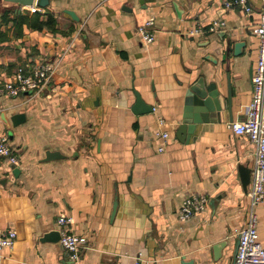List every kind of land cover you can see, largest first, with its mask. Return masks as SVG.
Wrapping results in <instances>:
<instances>
[{
  "label": "crops",
  "instance_id": "obj_1",
  "mask_svg": "<svg viewBox=\"0 0 264 264\" xmlns=\"http://www.w3.org/2000/svg\"><path fill=\"white\" fill-rule=\"evenodd\" d=\"M224 1L49 0L42 18L49 11L56 23L41 30L0 1V83L25 61L54 67L40 94L0 93V133L19 156L0 160V228L17 234L0 264H233L254 144L227 124L245 118L251 99L262 0H249L248 13ZM150 18L155 38L145 43L137 28ZM215 19L216 30L189 34ZM200 76L216 84L221 109L180 140L186 91ZM133 89L150 112L133 113ZM156 131L168 133L162 151ZM47 150L61 157L42 161ZM192 195L208 203L180 220ZM256 213L264 246V200ZM60 217L87 239L76 260L60 245Z\"/></svg>",
  "mask_w": 264,
  "mask_h": 264
},
{
  "label": "built area",
  "instance_id": "obj_2",
  "mask_svg": "<svg viewBox=\"0 0 264 264\" xmlns=\"http://www.w3.org/2000/svg\"><path fill=\"white\" fill-rule=\"evenodd\" d=\"M225 7L241 6L246 13L252 11L249 0H226ZM24 11L33 13L42 12L44 8L36 5L19 7ZM222 21L215 19L206 26L196 25L190 31V35L204 34L205 31H214ZM253 32L258 38L255 68L252 73V95L246 105L245 118L239 121H231L227 126L237 134H244L254 144L253 168L251 184L248 192L249 208L243 227L238 232V242L233 264H264V246L259 241L258 216L256 208L264 200V0L260 8V18L253 27ZM137 33L141 41L150 43L155 38L153 20L146 19L138 28ZM54 67L48 62L25 61L16 66L11 80L0 83V93L10 96H18L22 93L40 94L50 86ZM162 123V119H159ZM156 138L161 139L158 150L162 151L165 140L168 137L166 131H156ZM0 160H6L12 165H17L19 156L17 151L9 143L7 137L0 133ZM208 200L204 196L192 195L186 197L177 210L178 218L186 220L207 205ZM70 217H60V245L69 254L70 259L79 258L82 250L87 245V239L69 230ZM17 238L16 231L12 228H0V260L5 249L12 248ZM135 264H140V258H136Z\"/></svg>",
  "mask_w": 264,
  "mask_h": 264
},
{
  "label": "water",
  "instance_id": "obj_3",
  "mask_svg": "<svg viewBox=\"0 0 264 264\" xmlns=\"http://www.w3.org/2000/svg\"><path fill=\"white\" fill-rule=\"evenodd\" d=\"M2 5L5 7H21V6H36L44 8L49 4V0H0ZM72 17H75L74 13L71 10H66ZM244 45V41H237L234 43V54L238 55L241 52V46ZM135 100L131 105V110L135 114H142L150 112L153 107L152 105L145 103L141 98L138 91L134 90ZM186 100L185 107L182 113V120L179 123L176 136L180 140H184L183 135L187 132H191L196 123H201L206 121L207 114H212L213 112L216 115H219V110L221 109L222 97L219 91L216 88V84L211 82L206 84L203 76H200L195 81L188 85L186 91ZM209 116V115H208ZM61 155L58 151L47 150L45 152V157L42 161H51L54 159L60 158ZM249 178L247 176H242V184L246 186L248 184ZM224 243H219L217 246H214L215 255L218 254L220 247H223ZM236 254V249H235ZM235 258V257H234Z\"/></svg>",
  "mask_w": 264,
  "mask_h": 264
},
{
  "label": "trees",
  "instance_id": "obj_4",
  "mask_svg": "<svg viewBox=\"0 0 264 264\" xmlns=\"http://www.w3.org/2000/svg\"><path fill=\"white\" fill-rule=\"evenodd\" d=\"M44 15L45 17L42 18V13L40 11H35L33 13L23 12L15 14L14 20L38 30H41L42 28L52 29L56 23L54 14L46 11Z\"/></svg>",
  "mask_w": 264,
  "mask_h": 264
}]
</instances>
